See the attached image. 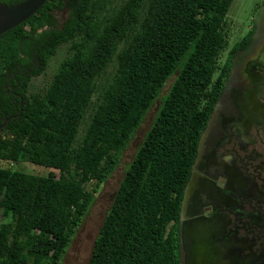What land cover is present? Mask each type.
<instances>
[{"label":"trees","instance_id":"16d2710c","mask_svg":"<svg viewBox=\"0 0 264 264\" xmlns=\"http://www.w3.org/2000/svg\"><path fill=\"white\" fill-rule=\"evenodd\" d=\"M234 1L47 0L0 36V126L10 118L0 131V162L14 165L0 167V264L62 263L99 187L174 76L89 264H182L181 204L230 70L231 60H220ZM58 12L67 16L59 21ZM255 34L254 25L233 55ZM65 47L50 82L36 89L33 79ZM25 163L60 176L15 167Z\"/></svg>","mask_w":264,"mask_h":264},{"label":"flooded vegetation","instance_id":"af4514ba","mask_svg":"<svg viewBox=\"0 0 264 264\" xmlns=\"http://www.w3.org/2000/svg\"><path fill=\"white\" fill-rule=\"evenodd\" d=\"M256 23L262 33L259 46L254 39L247 50L235 55L230 50L221 64L231 60L223 91L200 137L201 153L191 171V201L179 221L180 234L181 223L206 220L201 231L196 227L195 236L219 249L210 264H264V22ZM220 69L219 79L226 75L225 68ZM18 96L15 93L13 100ZM222 244L227 248L219 247Z\"/></svg>","mask_w":264,"mask_h":264},{"label":"rangeland","instance_id":"374dc122","mask_svg":"<svg viewBox=\"0 0 264 264\" xmlns=\"http://www.w3.org/2000/svg\"><path fill=\"white\" fill-rule=\"evenodd\" d=\"M57 14L59 15L57 17L59 21L62 20L61 18L67 16L64 12H58ZM260 20H263L264 22V0H235L233 2L228 20L230 42L228 48L222 53L220 63H223L232 46L246 34L252 25L256 26V22H259ZM261 35L262 33L260 34L259 30H257L254 39H258V42L255 46H259L262 38ZM255 46L251 47V51ZM257 49L259 48L257 47ZM65 50L66 47L65 49L63 48L59 55L51 62V65L45 74L33 79L32 84L36 89H44V87L50 82L56 66L64 56ZM113 71L114 68L111 66L108 73H112ZM175 78L176 76L172 77L167 82L165 88L162 90L161 97L146 115L144 122L136 132L128 148L122 154L118 168L114 171L112 176L99 187L95 195V201L81 226L78 228L61 264H89L96 239L100 233L105 218L112 207L119 187L125 178L128 167L140 148L146 133L150 130L160 109L162 99L168 93ZM13 166V164L8 162H0V167L3 168ZM15 167L21 171L37 176H47L50 172L56 173L58 177L60 176V173L56 170L46 169L30 163H25L19 166L15 165ZM94 187L95 184L90 185L88 189H93ZM1 213L2 210L0 208V224L4 221Z\"/></svg>","mask_w":264,"mask_h":264},{"label":"water","instance_id":"95a60500","mask_svg":"<svg viewBox=\"0 0 264 264\" xmlns=\"http://www.w3.org/2000/svg\"><path fill=\"white\" fill-rule=\"evenodd\" d=\"M46 1L47 0H25L16 5L0 4V36L25 23L44 6ZM202 138L203 137H201V140ZM201 140L199 141L198 154L192 167V174L194 173V169L196 166L195 164L197 163L201 153ZM192 182L193 175L191 176L184 190L180 212L181 222L184 220V213L188 209L191 201ZM202 222L204 224L206 223V220L202 219L183 225L181 223L180 247L182 264H210L211 258L213 259L216 255V252L219 250L217 248L211 249L209 247L210 243L208 246L205 240L199 241V238L197 239V237H200V235L195 236L197 232L196 227L202 226ZM204 227H206V224L204 225ZM198 230L201 231V228L199 227ZM201 233L202 235H204L205 231H202ZM219 247H226V244H222ZM246 248L249 247L246 246Z\"/></svg>","mask_w":264,"mask_h":264}]
</instances>
